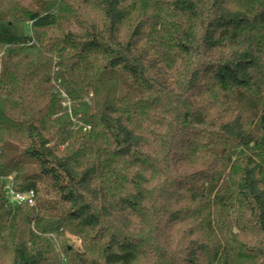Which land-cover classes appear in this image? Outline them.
I'll return each instance as SVG.
<instances>
[{"label":"trees","instance_id":"obj_1","mask_svg":"<svg viewBox=\"0 0 264 264\" xmlns=\"http://www.w3.org/2000/svg\"><path fill=\"white\" fill-rule=\"evenodd\" d=\"M0 264H264V0H0Z\"/></svg>","mask_w":264,"mask_h":264},{"label":"built area","instance_id":"obj_2","mask_svg":"<svg viewBox=\"0 0 264 264\" xmlns=\"http://www.w3.org/2000/svg\"><path fill=\"white\" fill-rule=\"evenodd\" d=\"M7 189L9 191L10 200L13 203H29L30 205L35 204V193L34 191L30 192H18L16 191L12 185L8 184Z\"/></svg>","mask_w":264,"mask_h":264}]
</instances>
